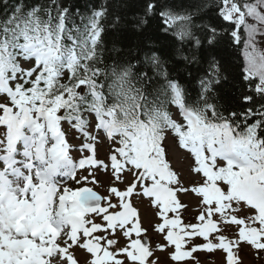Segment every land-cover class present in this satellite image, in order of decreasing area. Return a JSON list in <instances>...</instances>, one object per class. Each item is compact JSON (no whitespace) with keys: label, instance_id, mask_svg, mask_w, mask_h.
Wrapping results in <instances>:
<instances>
[{"label":"snow or ice","instance_id":"snow-or-ice-1","mask_svg":"<svg viewBox=\"0 0 264 264\" xmlns=\"http://www.w3.org/2000/svg\"><path fill=\"white\" fill-rule=\"evenodd\" d=\"M202 253L264 264V0H0V264Z\"/></svg>","mask_w":264,"mask_h":264},{"label":"rangeland","instance_id":"rangeland-1","mask_svg":"<svg viewBox=\"0 0 264 264\" xmlns=\"http://www.w3.org/2000/svg\"><path fill=\"white\" fill-rule=\"evenodd\" d=\"M75 155V154H74ZM201 264H219L220 257L217 254H200ZM245 264H260L252 254L245 256Z\"/></svg>","mask_w":264,"mask_h":264}]
</instances>
